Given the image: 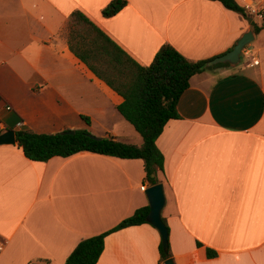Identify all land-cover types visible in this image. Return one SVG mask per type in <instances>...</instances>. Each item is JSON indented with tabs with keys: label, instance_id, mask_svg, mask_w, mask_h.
I'll use <instances>...</instances> for the list:
<instances>
[{
	"label": "crops",
	"instance_id": "crops-1",
	"mask_svg": "<svg viewBox=\"0 0 264 264\" xmlns=\"http://www.w3.org/2000/svg\"><path fill=\"white\" fill-rule=\"evenodd\" d=\"M110 1L0 0V130H86L141 143L117 110L121 96L68 48L64 29L75 10L142 65L165 43L209 61L252 31L251 22L264 23V0H252L262 14L249 18L216 0H126L104 17ZM252 33L258 63L192 75L179 118L156 140L175 264H264V28ZM149 185L141 159L80 151L34 161L17 142L0 145V264H64L81 239L148 206ZM160 240L149 223L112 231L96 264H163ZM206 248L217 255L208 258Z\"/></svg>",
	"mask_w": 264,
	"mask_h": 264
},
{
	"label": "trees",
	"instance_id": "trees-1",
	"mask_svg": "<svg viewBox=\"0 0 264 264\" xmlns=\"http://www.w3.org/2000/svg\"><path fill=\"white\" fill-rule=\"evenodd\" d=\"M216 1L243 17H251L235 0ZM125 5L126 0H111L101 9V14L104 17L113 16ZM262 28L264 23L258 26L251 22L254 33ZM64 30L72 54L121 96L117 110L139 133L142 144L122 142L110 136L94 139L86 130H74L73 134H69L66 130L37 133L30 129H18L15 131L17 145L26 158L34 161H47L54 156L67 157L80 151L141 159L145 180L150 185L160 183L158 172L163 171L164 157L156 140L167 121L179 118L177 101L189 86L190 77L212 66H206L208 60L187 59L168 43L159 48L149 64H139L79 10L69 14ZM223 64L228 63H217L215 66ZM82 118L89 123L88 117ZM148 211L147 205L139 207L113 228L81 239L64 264H96L104 248L105 236L124 227L149 223L146 220ZM162 221L168 231L163 217ZM159 252L161 260L171 257L169 243L165 252L160 240ZM205 253L208 258L217 255L209 248Z\"/></svg>",
	"mask_w": 264,
	"mask_h": 264
},
{
	"label": "water",
	"instance_id": "water-1",
	"mask_svg": "<svg viewBox=\"0 0 264 264\" xmlns=\"http://www.w3.org/2000/svg\"><path fill=\"white\" fill-rule=\"evenodd\" d=\"M253 40V33L251 30L245 32L235 43V45L229 51L225 52L222 55H218L213 59L206 62V66H212L217 63H231L236 64L240 61L241 50L247 46ZM66 133L73 134V130H66ZM94 139H100L92 135ZM15 131L13 129H8L0 133V145L4 144H14ZM145 195L148 200L149 211L146 216V220L158 231L161 237V243L163 250L166 252L168 248V231L162 221L161 211L165 203V196L163 192L162 183H157L149 185L146 188ZM163 264H175L173 258L169 257L163 261Z\"/></svg>",
	"mask_w": 264,
	"mask_h": 264
},
{
	"label": "built area",
	"instance_id": "built-area-1",
	"mask_svg": "<svg viewBox=\"0 0 264 264\" xmlns=\"http://www.w3.org/2000/svg\"><path fill=\"white\" fill-rule=\"evenodd\" d=\"M242 2H243L242 7L244 8V10L248 14H250V15H256V16H261V14H262L261 9L255 8L253 6V1L252 0H242ZM241 56L246 57V58H250L251 59V62L253 64H257L258 63V58L257 57H254L251 54V50L247 46H245L244 48H242V50H241ZM8 109H9V107H8ZM145 187L146 186L142 185V186H140V189L141 190H144ZM4 247H5V242L0 237V254L3 251Z\"/></svg>",
	"mask_w": 264,
	"mask_h": 264
},
{
	"label": "rangeland",
	"instance_id": "rangeland-1",
	"mask_svg": "<svg viewBox=\"0 0 264 264\" xmlns=\"http://www.w3.org/2000/svg\"><path fill=\"white\" fill-rule=\"evenodd\" d=\"M256 21H260L258 19H256ZM254 45V42H250L247 47L248 48H252V46ZM247 61V58L246 57H243V56H240V61H239V64H242V63H245ZM95 136V135H94ZM141 141L140 144H137V145H141L142 144V140H139L137 143H139Z\"/></svg>",
	"mask_w": 264,
	"mask_h": 264
}]
</instances>
